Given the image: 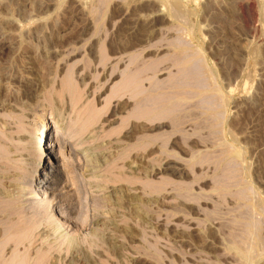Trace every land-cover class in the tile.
Returning <instances> with one entry per match:
<instances>
[{"label": "rangeland", "instance_id": "374dc122", "mask_svg": "<svg viewBox=\"0 0 264 264\" xmlns=\"http://www.w3.org/2000/svg\"><path fill=\"white\" fill-rule=\"evenodd\" d=\"M69 121L67 229L5 170ZM0 264H264V0H0Z\"/></svg>", "mask_w": 264, "mask_h": 264}, {"label": "bare ground", "instance_id": "6f19581e", "mask_svg": "<svg viewBox=\"0 0 264 264\" xmlns=\"http://www.w3.org/2000/svg\"><path fill=\"white\" fill-rule=\"evenodd\" d=\"M67 91L69 92V90ZM71 91H72V88H70V92ZM49 125L50 123L48 121L42 120L41 125L38 130H35L36 126H34V128L31 129L30 131L31 132L36 131V133L40 137L44 136L46 138V136L48 135L46 134V131L49 128ZM17 130L18 131H16V136L14 135L15 137L11 139L12 145L10 149L8 150L9 153L11 154V165L8 169L5 170V174L7 176L6 181L11 186L16 187L17 189L18 187L21 186L23 187V189L25 188L28 190L26 191L27 193L25 192L26 193L25 195L28 194L27 197L20 196V198L24 200L22 201L25 204L29 206H33V207L35 205H39V207H42L45 211L46 210L49 211L53 207V204H50V201L52 200L54 195L56 193H58V195L61 194L60 193L61 190L59 189V186L64 185L62 189L69 188L71 186L70 182L72 181V184L76 187V191L74 192V195H73L74 197L72 199L74 201V209H75V205H77L78 203L77 202L78 200L79 205H80L78 216H82V218L78 217L75 220H73L72 218L64 215L63 212L60 211V215L62 216V221H63L60 224V226L61 227L66 226L68 229L71 227L75 228L78 226L81 227V226L89 224L90 222L87 221L86 214L90 210H89L88 204L85 203V201L89 200L88 192L91 186L85 183L83 178L79 177L81 175L79 174L75 175L76 173L75 170L73 171L75 178L74 179L67 178L68 170L65 166L66 164L59 163V161L60 162L63 161L64 163H69L70 161L68 157H65L63 154H60L61 149H63L66 145L71 147L70 149L71 151L79 150L78 148L79 144H76L78 140L77 138H75L77 134V130L75 129V127L71 125L69 121L64 125L62 123L61 125H57L54 128V134H52V139L48 141L49 145L48 146L44 145L45 148H47L46 151L50 153H47L44 150L45 149L44 146H42V149H41L39 143H34L35 141L33 142L30 139L29 137L30 134L28 133V130H26L23 127H20ZM25 158H28V159H25ZM33 165H35L34 168H33ZM33 172H36V174L33 175ZM35 182H37L38 188H40V191L33 190V185L36 184ZM23 189L21 188L20 190H23ZM124 192L128 193V195L125 194L124 197H128L131 193L130 191H129L130 193L128 191H124ZM17 195H19V193H17ZM77 195H80L82 197L77 199L76 197ZM72 210H73V207H72ZM73 213L75 214V211ZM57 218L59 217L57 216ZM92 218L94 217L92 216ZM115 227H118V225H116Z\"/></svg>", "mask_w": 264, "mask_h": 264}]
</instances>
